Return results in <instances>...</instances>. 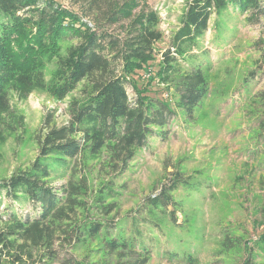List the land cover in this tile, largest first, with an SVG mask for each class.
<instances>
[{"label":"rangeland","instance_id":"rangeland-1","mask_svg":"<svg viewBox=\"0 0 264 264\" xmlns=\"http://www.w3.org/2000/svg\"><path fill=\"white\" fill-rule=\"evenodd\" d=\"M57 1L71 6L67 0ZM258 1L264 8V0ZM135 2L133 14L153 10L158 15L164 39L155 45L157 55L150 62L125 74L129 96L135 99L136 93H141L164 100L176 117L167 128V136L152 138L121 175H113L106 151L96 157L83 153L70 170L52 174L48 182L55 188L69 179L77 185L80 179L86 180L87 195L82 200L86 206L74 218L73 229L97 221L108 224L109 233L103 231L95 239L56 241L54 249L62 252V257L52 260L43 259L33 250L34 264L125 262L127 259L111 253L106 245L121 235L130 238L135 230L140 232L135 231L139 242L152 250L149 264H185L171 261L167 257L171 253L178 259L194 257L196 264H243L248 257L254 264H264V128L257 98L264 89V16L255 25L247 22L250 13L220 18L212 15L207 32L193 52L199 55L194 64L211 65L205 73L209 92L190 120L182 112L175 88L181 78L164 79L159 70L161 54L191 0ZM75 44H63L60 55H66ZM182 65L183 72L191 68L187 63ZM55 70L54 63L44 62L45 90H36L27 98L10 91L18 119H5L11 128L0 138V179L28 170L38 155V136L46 132L47 118L52 126L66 125L69 104L82 97L84 83L64 100H57L50 88ZM176 173L185 181L173 193L176 205L164 214L156 211L151 216L144 200L157 195ZM111 180L114 197L106 199L105 205L115 209L108 214L93 205L102 186ZM7 206V200H3L1 210ZM26 208V204L14 205L16 211L27 213ZM151 219L156 220V227L147 224ZM1 264L13 263L3 258Z\"/></svg>","mask_w":264,"mask_h":264},{"label":"trees","instance_id":"trees-1","mask_svg":"<svg viewBox=\"0 0 264 264\" xmlns=\"http://www.w3.org/2000/svg\"><path fill=\"white\" fill-rule=\"evenodd\" d=\"M67 1L71 6L57 0H0V138L11 128L6 116L18 119L10 91L27 98L36 90L47 89L44 62L56 65L50 88L57 100H64L79 84H85L82 97L69 104L66 125L52 126L47 118L46 132L38 136L39 151L30 168L0 179V264L3 258L13 264H34L33 250L52 260L62 257V252L54 249L56 241L95 239L103 231L109 233L108 224L97 221L73 229L74 218L86 206L82 201L87 195L85 178L79 185L69 179L61 188L51 186L49 178L55 172L70 170L83 153L96 157L104 151L113 175H121L152 138L167 136V128L176 117L166 101L141 93L131 99L127 90L125 74L150 62L157 55L155 45L164 39L158 15L153 10L133 14L136 0ZM234 13H250L247 22L256 25L264 8L258 0H191L161 54L159 76L181 78L175 88L182 112L190 120L209 92L205 73L211 67L209 63L194 64L199 55L193 52L212 15L220 18ZM73 41L75 46L60 55L62 45ZM182 63L191 65L190 70L181 71ZM257 98L264 128V89ZM112 183L102 186L93 205L108 214L115 209L105 205L106 199L114 197ZM183 183L182 175L176 173L157 195L147 197L144 202L151 209L149 214H164L175 206L173 193ZM3 200L8 206L1 210ZM15 204H26L27 213L14 210ZM147 224L157 226L152 219ZM135 231L130 232V238L125 232L124 237L108 241L111 253L127 259L118 264H149L152 250L139 242ZM168 255L171 261L197 263L191 256L178 259L173 253ZM243 264L254 262L248 257Z\"/></svg>","mask_w":264,"mask_h":264}]
</instances>
